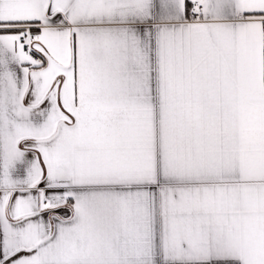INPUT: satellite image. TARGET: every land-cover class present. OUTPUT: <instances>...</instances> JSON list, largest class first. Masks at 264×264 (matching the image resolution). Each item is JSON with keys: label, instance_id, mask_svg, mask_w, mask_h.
Listing matches in <instances>:
<instances>
[{"label": "snow or ice", "instance_id": "1", "mask_svg": "<svg viewBox=\"0 0 264 264\" xmlns=\"http://www.w3.org/2000/svg\"><path fill=\"white\" fill-rule=\"evenodd\" d=\"M0 264H264V0H0Z\"/></svg>", "mask_w": 264, "mask_h": 264}]
</instances>
